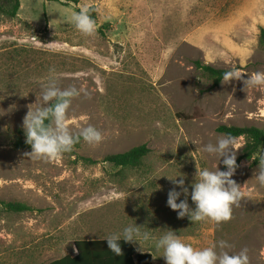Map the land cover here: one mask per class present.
<instances>
[{
	"label": "rangeland",
	"instance_id": "1",
	"mask_svg": "<svg viewBox=\"0 0 264 264\" xmlns=\"http://www.w3.org/2000/svg\"><path fill=\"white\" fill-rule=\"evenodd\" d=\"M20 1L16 17L0 12V202L31 210L0 204V264H49L75 255L77 240L105 239L134 224L157 238L174 230L198 248L226 240L230 253L246 248L250 264H264V185L253 161H242L232 177L245 195L230 220L192 222L167 204L173 188L181 191L169 178L182 175L191 193L197 167L226 170L223 158L202 151L224 135L220 126L264 129V89L243 83L264 72V0ZM85 6L98 10L94 37L69 22ZM197 61L236 67L243 79L212 88ZM53 67L62 87L87 92L73 99L72 130L91 124L106 139L96 146L82 140L57 161L32 159V150L12 141ZM237 142L238 158L245 139ZM141 145L151 151L140 168L104 162ZM134 244L166 264L162 249Z\"/></svg>",
	"mask_w": 264,
	"mask_h": 264
},
{
	"label": "clouds",
	"instance_id": "2",
	"mask_svg": "<svg viewBox=\"0 0 264 264\" xmlns=\"http://www.w3.org/2000/svg\"><path fill=\"white\" fill-rule=\"evenodd\" d=\"M89 6L73 12L69 22L86 37H94L99 30V24L92 16ZM244 72L236 67L223 74L222 82H232L243 79ZM61 76L56 69L50 68L46 82L41 85L36 101L30 104L29 111L24 117L23 128L26 143L31 146L32 159L59 160L65 153L73 150L74 146L83 140L89 145H99L106 135L96 126L88 124L73 131L70 126L69 111L73 99L82 93L87 95L81 86L70 85L62 87ZM245 89H264V72H255L243 80ZM237 138L225 134L218 137L215 143L203 146L202 151L210 156L222 159L226 170L217 167L215 170L197 167L196 178L189 193L184 179L169 178L181 191L173 188L168 193V206L177 211L178 217H188L192 222L211 220L216 223L228 221L232 218L233 206H238L245 195L242 187L232 177L235 175L237 164ZM254 178L260 185H264V156L259 158V169ZM184 200H180L181 196ZM190 195L195 208L190 207L187 197ZM179 201V202H178ZM108 248L116 255H122L121 241L138 243L142 250L144 243L154 245L157 250H163L166 264H250L248 249L239 253H230L226 249L232 245L226 240L211 243L207 247H194L174 230L164 229L157 238L145 228V225H128L122 231L114 232L105 237ZM219 249V250H218Z\"/></svg>",
	"mask_w": 264,
	"mask_h": 264
},
{
	"label": "trees",
	"instance_id": "3",
	"mask_svg": "<svg viewBox=\"0 0 264 264\" xmlns=\"http://www.w3.org/2000/svg\"><path fill=\"white\" fill-rule=\"evenodd\" d=\"M57 2L64 6L70 4L78 5L80 0H45ZM21 8L20 0H0V12L5 13L11 18L17 16ZM92 16L97 20L98 10L96 6H91ZM109 25L104 28L107 29ZM260 42L264 46V29L260 33ZM197 69L201 70L212 82V88L220 86L223 74L228 71L217 69L209 65L195 62ZM218 132L221 134H230L234 137L244 138L245 144L237 158V164L242 161H253V165H259V158L264 150V129L258 127H236L220 126ZM82 141V140H81ZM80 143L74 147H78ZM12 146L17 150H32L26 143V134L23 129H19L12 141ZM150 148L147 145L134 147L133 149L118 154L108 155L104 162L110 163L115 167L121 168H140L144 159L149 155ZM92 163H95L92 161ZM224 168L226 166L224 165ZM3 208L9 212L22 213L31 210V207L23 203L0 202ZM122 255H116L109 248L105 239L77 240L74 243L75 255H66L63 258L52 261L49 264H154V256L150 252H139L133 243L121 241Z\"/></svg>",
	"mask_w": 264,
	"mask_h": 264
},
{
	"label": "crops",
	"instance_id": "4",
	"mask_svg": "<svg viewBox=\"0 0 264 264\" xmlns=\"http://www.w3.org/2000/svg\"><path fill=\"white\" fill-rule=\"evenodd\" d=\"M134 244V243H133ZM135 245V244H134ZM136 247V246H135ZM137 248V247H136ZM137 250L139 251V252H150V253H152L151 251H140L138 248H137ZM153 254V253H152ZM153 256H154V254H153Z\"/></svg>",
	"mask_w": 264,
	"mask_h": 264
}]
</instances>
